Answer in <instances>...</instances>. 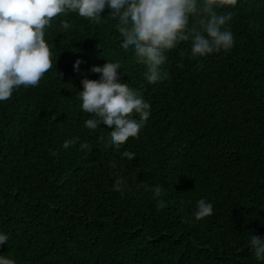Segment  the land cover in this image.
<instances>
[{
    "label": "trees",
    "instance_id": "trees-1",
    "mask_svg": "<svg viewBox=\"0 0 264 264\" xmlns=\"http://www.w3.org/2000/svg\"><path fill=\"white\" fill-rule=\"evenodd\" d=\"M231 11L230 51L192 59L181 42L156 84L119 47L115 21L53 19L52 68L0 102V232L9 236L0 254L17 264H258L248 240L264 237V0ZM61 19L70 30H57ZM105 60L151 105L138 138L121 147L132 161L109 147V129L83 126L81 80L98 79L90 68ZM72 137L79 142L64 149ZM200 199L213 215L196 221Z\"/></svg>",
    "mask_w": 264,
    "mask_h": 264
},
{
    "label": "clouds",
    "instance_id": "clouds-1",
    "mask_svg": "<svg viewBox=\"0 0 264 264\" xmlns=\"http://www.w3.org/2000/svg\"><path fill=\"white\" fill-rule=\"evenodd\" d=\"M241 0H0V102L7 101L21 86H38L44 74L52 68V52L45 40L46 30L53 19L76 14L91 24L102 20L115 21V31L121 38L119 47L125 54L142 64L148 84L169 78L165 70L167 53L181 42H190L192 59L228 52L234 46L229 22ZM108 10V15L102 13ZM72 24L59 20L58 31H68ZM106 62L92 66L90 72L99 74L96 80H81L78 92L80 108L90 114L84 128L95 131L101 125L109 129L106 137L109 147L120 153V160L132 161L136 154L124 150L130 138L136 139L151 115V105L140 91L119 81L121 65ZM84 61L73 64L80 73ZM62 75V74H61ZM79 142L72 137L63 142L68 149ZM87 143L80 148L87 149ZM113 161L111 166L117 167ZM125 180L116 176L113 191L123 195ZM158 208L167 207L160 199L161 187L151 189ZM213 215V205L205 199L196 202L194 220L201 221ZM9 236L0 232V246ZM250 250L258 264H264V237L250 235ZM0 264H17L15 258L0 254Z\"/></svg>",
    "mask_w": 264,
    "mask_h": 264
}]
</instances>
